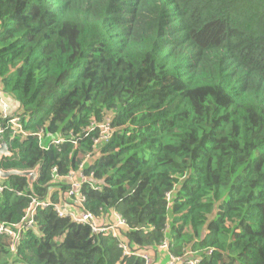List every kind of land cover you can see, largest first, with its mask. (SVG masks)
<instances>
[{
  "label": "trees",
  "instance_id": "16d2710c",
  "mask_svg": "<svg viewBox=\"0 0 264 264\" xmlns=\"http://www.w3.org/2000/svg\"><path fill=\"white\" fill-rule=\"evenodd\" d=\"M0 88L28 132L0 114L14 152L0 168L39 166L33 190L0 179V222H19L30 194L63 200L54 169H77L95 136L81 133L110 118L84 168L101 183L83 186L89 210L120 212L150 264L188 250L264 264V0H0ZM40 130L79 143L42 147ZM12 243L0 234V264H147L52 207Z\"/></svg>",
  "mask_w": 264,
  "mask_h": 264
},
{
  "label": "built area",
  "instance_id": "2783aa9c",
  "mask_svg": "<svg viewBox=\"0 0 264 264\" xmlns=\"http://www.w3.org/2000/svg\"><path fill=\"white\" fill-rule=\"evenodd\" d=\"M0 114L4 118L7 125H11L17 132L26 135L24 124L22 121V116L18 113L16 109L12 106V101L8 98L2 89L0 88ZM5 132V126L0 127V139H2ZM95 132L93 137L92 149L88 151L84 156L82 161H80L77 169L70 170L65 176L59 178L56 169L53 171L52 183L53 191H59L60 197L65 199L66 203L61 199L60 202L53 201L50 197L41 198L35 194H30L29 206L26 210L23 218L16 223H11L8 221L0 222V234L10 237L13 240L12 250H15L16 243L23 230L31 228L35 222V215L38 209H46L49 207L54 208V210L61 217H69L74 222L82 225H87L91 228L93 234L106 233L110 234L123 249L125 255H140L142 256L147 264H150L152 257L149 253H144L141 251L132 250L130 243L126 237V232L130 229L129 222L127 219L117 210H109L103 212L101 215L94 214L91 210L86 207L87 195L82 191L84 184H92V188L95 190H101V183L95 181L94 171L85 172L84 168L90 162H92L99 153V146L103 143L109 142L112 133L113 126L110 118H106L105 121L92 122L89 128L84 134L86 137L91 136ZM39 138V143L42 147H47L44 143V131L40 130L35 133ZM70 138V137H69ZM72 142L73 144H78V138L73 134L72 138L66 139V137L58 136L53 137L51 143L54 145H60L64 142ZM6 143L0 140V145ZM65 181L69 187L67 191L63 194L61 191L60 182ZM6 187L0 182V192H3ZM52 191V192H53ZM18 195H24L22 192H17ZM169 240L166 239L160 245L163 250L169 249ZM170 260L168 264H198L201 260L200 256H196V252L188 250L185 252L184 256L176 257L170 255Z\"/></svg>",
  "mask_w": 264,
  "mask_h": 264
},
{
  "label": "water",
  "instance_id": "95a60500",
  "mask_svg": "<svg viewBox=\"0 0 264 264\" xmlns=\"http://www.w3.org/2000/svg\"><path fill=\"white\" fill-rule=\"evenodd\" d=\"M14 152L10 149L8 143H3L0 145V160L5 158L13 157ZM12 176L26 177L30 188L33 190L35 182L39 177V166L31 170H18V169H5L0 168V179L8 180Z\"/></svg>",
  "mask_w": 264,
  "mask_h": 264
},
{
  "label": "rangeland",
  "instance_id": "374dc122",
  "mask_svg": "<svg viewBox=\"0 0 264 264\" xmlns=\"http://www.w3.org/2000/svg\"><path fill=\"white\" fill-rule=\"evenodd\" d=\"M51 140H52V137L48 136V137L44 138L43 143L48 146V145H50ZM167 258L168 257H166L164 259H160L159 262H157L156 264H168L169 260Z\"/></svg>",
  "mask_w": 264,
  "mask_h": 264
},
{
  "label": "crops",
  "instance_id": "0c3cea01",
  "mask_svg": "<svg viewBox=\"0 0 264 264\" xmlns=\"http://www.w3.org/2000/svg\"><path fill=\"white\" fill-rule=\"evenodd\" d=\"M15 105L17 106V104H15V103L13 102V103H12L13 108H15ZM167 257H168V256H167ZM170 257H171V256H169L167 259L170 260Z\"/></svg>",
  "mask_w": 264,
  "mask_h": 264
}]
</instances>
